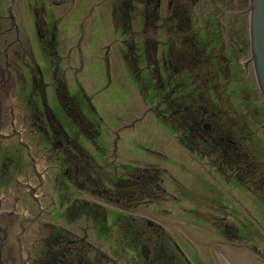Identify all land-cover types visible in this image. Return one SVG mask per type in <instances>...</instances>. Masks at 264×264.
I'll list each match as a JSON object with an SVG mask.
<instances>
[{
  "label": "rangeland",
  "instance_id": "obj_1",
  "mask_svg": "<svg viewBox=\"0 0 264 264\" xmlns=\"http://www.w3.org/2000/svg\"><path fill=\"white\" fill-rule=\"evenodd\" d=\"M92 1L48 7L47 0H0V62L8 60L3 76L13 83L8 94L0 87V264H33L56 227L86 242L90 253L134 264L137 252L121 249L123 222L144 225L150 248L156 233L172 240L180 264H264V104L249 51L248 0L238 58L216 80L207 65L191 69L199 76L189 84L181 70L173 106L160 99L149 64L128 69L130 76L119 63L104 65L100 52L108 55L112 48L104 45L120 37ZM34 2L40 28L51 23L44 18L56 21L52 64L37 47L48 48V35L38 42ZM131 29L137 36L141 22ZM27 46L31 53L15 55ZM31 55L40 71L33 97L32 81L22 86L16 78L27 77L21 60ZM138 71L144 80H134ZM39 82L46 84L44 102ZM186 115L210 124L206 141L187 134L193 145L187 143L178 126ZM84 204L98 208L102 220L84 213Z\"/></svg>",
  "mask_w": 264,
  "mask_h": 264
},
{
  "label": "flooded vegetation",
  "instance_id": "obj_2",
  "mask_svg": "<svg viewBox=\"0 0 264 264\" xmlns=\"http://www.w3.org/2000/svg\"><path fill=\"white\" fill-rule=\"evenodd\" d=\"M66 1L47 0L46 2L45 0L48 7ZM243 3L244 0H93L91 5L105 9L106 12L102 17L109 19L112 33L115 30L120 37L117 45H112L111 39L104 45L105 51H109L111 48L112 51L108 55L105 52H100L103 58L102 61L107 68H110L112 63L121 64L127 69L125 74L129 76L130 71L128 69H137L142 62L146 66L149 64L150 68L155 71V83L160 99L167 102L169 100L171 106H173L174 100L171 97L173 93L178 91L175 78L181 73V70L187 69V76L183 78H185L184 82L189 84L192 83L191 81L195 76H199L197 72L193 73L191 69L207 65L215 68L211 79L216 80L222 78L220 70L227 68L232 58H238V54L242 49ZM35 5L34 2L31 13L32 25L36 29L38 42L44 41L45 35H48V48H44V45L40 44L37 47L43 53H47L49 58L47 64H52L50 60L52 50L49 49V46L55 42L53 31L56 29V21L55 18L47 17L46 19L42 16L44 20H50L51 23L48 26L46 21L42 22L43 27L40 28L38 22L34 20L35 17H38V10ZM247 7L249 8V0ZM43 10H45L43 13L47 16L45 7ZM14 16L16 17L15 14ZM138 21L141 22V30L136 36L131 27ZM14 26L17 30V24H14ZM134 37H141L140 43L135 41ZM19 48L22 49L21 46ZM30 48L29 46L27 50L20 51L21 54L17 50H14V53L17 56L24 57L23 54L31 53ZM224 52L231 53V57L229 54L228 56L224 54ZM69 61L72 62V60ZM3 63L4 66L0 62V87L4 88L5 93L8 94L5 87H11L13 83L10 76L8 78L3 76L4 69L9 72L8 60ZM58 64L59 62H55V67ZM21 66L26 70L27 77L17 75L16 78L22 86L25 85L26 79L32 81L28 95L33 97L36 92L33 87V81L36 79L35 70L40 73L39 67L33 60L32 55L27 60L22 59ZM202 79L206 81L208 77ZM134 80H144L139 71L135 73ZM39 83L41 87L38 86L37 89L40 90V99L44 102V87L46 84ZM57 84L62 89H67L64 81L59 80ZM169 85L170 87L167 90H163L164 86L168 87ZM55 95L57 96V92ZM66 99V94L62 93L61 100L65 101ZM67 108L69 107L67 106ZM33 115L32 112V117ZM209 129H211L210 124L204 131H200L199 136L203 141L210 137L206 135ZM190 135L195 137L193 133H190ZM185 138H187L188 144L193 145V141L187 135H185ZM223 143L230 145L232 141L225 140ZM252 248L255 249L254 246Z\"/></svg>",
  "mask_w": 264,
  "mask_h": 264
},
{
  "label": "trees",
  "instance_id": "obj_3",
  "mask_svg": "<svg viewBox=\"0 0 264 264\" xmlns=\"http://www.w3.org/2000/svg\"><path fill=\"white\" fill-rule=\"evenodd\" d=\"M178 103L180 109L182 107L184 110L188 109L189 102L183 105H180L179 101ZM202 122L201 118L195 119L193 116L186 115L181 116L178 126L185 130V135L190 133L199 135L200 131H204ZM82 208L87 215L94 214L92 218L95 221L102 220L98 208L85 204ZM120 218V213L113 214L114 221ZM117 227L120 229L121 249L137 252L134 264H175L176 261L181 263L180 256L173 250L169 240L162 237L160 233L155 234L154 244L150 248L143 241L144 225L133 227L131 223L123 222ZM90 252L91 247L86 242L72 239L65 231L56 227L45 238L43 253L33 261V264H115L109 262L106 256Z\"/></svg>",
  "mask_w": 264,
  "mask_h": 264
},
{
  "label": "water",
  "instance_id": "obj_4",
  "mask_svg": "<svg viewBox=\"0 0 264 264\" xmlns=\"http://www.w3.org/2000/svg\"><path fill=\"white\" fill-rule=\"evenodd\" d=\"M249 51L256 84L264 104V0H249ZM206 128L207 123H203Z\"/></svg>",
  "mask_w": 264,
  "mask_h": 264
}]
</instances>
